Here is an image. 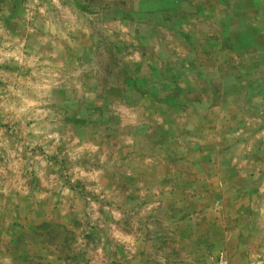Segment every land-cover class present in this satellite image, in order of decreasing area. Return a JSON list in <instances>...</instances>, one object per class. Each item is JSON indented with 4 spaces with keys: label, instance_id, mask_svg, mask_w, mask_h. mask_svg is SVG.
I'll return each instance as SVG.
<instances>
[{
    "label": "rangeland",
    "instance_id": "rangeland-1",
    "mask_svg": "<svg viewBox=\"0 0 264 264\" xmlns=\"http://www.w3.org/2000/svg\"><path fill=\"white\" fill-rule=\"evenodd\" d=\"M0 264H264V0H0Z\"/></svg>",
    "mask_w": 264,
    "mask_h": 264
}]
</instances>
